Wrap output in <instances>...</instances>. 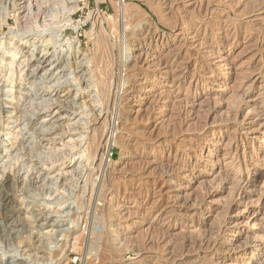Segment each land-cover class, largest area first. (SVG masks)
<instances>
[{
  "label": "rangeland",
  "instance_id": "1",
  "mask_svg": "<svg viewBox=\"0 0 264 264\" xmlns=\"http://www.w3.org/2000/svg\"><path fill=\"white\" fill-rule=\"evenodd\" d=\"M18 1L0 264H264V0Z\"/></svg>",
  "mask_w": 264,
  "mask_h": 264
},
{
  "label": "bare ground",
  "instance_id": "2",
  "mask_svg": "<svg viewBox=\"0 0 264 264\" xmlns=\"http://www.w3.org/2000/svg\"><path fill=\"white\" fill-rule=\"evenodd\" d=\"M77 1H79V0H77ZM44 10V9H43ZM40 12V11H39ZM47 18V17H46ZM124 34H125V32H124ZM138 34V33H137ZM127 35V34H126ZM130 37V36H129ZM132 37V36H131ZM77 44V43H76ZM140 47V46H139ZM138 47V48H139ZM137 48V49H138ZM100 51V50H99ZM132 46L130 47L129 46V44L127 43V41L125 40V42H124V47H123V55H124V60H125V62H127L128 61V59L131 57V55H132ZM142 52H139L140 54L138 55V54H136V60H135V64H138V63H140L139 62V60L140 59H144L143 57L145 56V51L146 50H141ZM138 53V52H137ZM101 54V53H100ZM149 55V54H148ZM132 56H134V55H132ZM146 57V56H145ZM162 58V57H161ZM158 59H160V58H158ZM165 59V58H164ZM130 60H131V58H130ZM132 60H133V58H132ZM145 60V59H144ZM124 62V63H125ZM134 62V61H133ZM145 62V61H144ZM161 62V61H160ZM167 62V61H166ZM164 63V62H163ZM162 63V64H163ZM144 64V63H143ZM142 64V65H143ZM148 64V63H147ZM150 64V63H149ZM10 65V64H9ZM132 65V64H131ZM11 66V65H10ZM126 66H128V65H126ZM141 66V65H140ZM168 66V65H167ZM166 67V66H165ZM129 69V68H128ZM129 74V73H128ZM259 74V73H258ZM256 75V74H255ZM129 76H130V74H129ZM257 77H258V75H256ZM131 78V77H130ZM264 78V77H263ZM100 79V78H99ZM254 79H256V78H254ZM251 81V80H250ZM100 82V81H99ZM263 82V81H262ZM128 83V82H127ZM175 84V83H174ZM124 85H125V83L123 82V84H122V87H124ZM128 89V88H127ZM131 89V88H130ZM125 91H127V90H125ZM128 92V91H127ZM132 94V93H131ZM136 94V93H135ZM138 94V93H137ZM134 95V94H133ZM132 95V96H133ZM138 95H140V94H138ZM137 95V96H138ZM140 97V96H139ZM132 98V97H131ZM134 98V97H133ZM138 98V97H137ZM248 99V98H247ZM246 104V103H245ZM249 105V104H248ZM242 109V108H241ZM251 110H253V109H251ZM235 114V113H234ZM97 123V122H96ZM9 129V128H8ZM10 135V134H9ZM116 141V140H115ZM115 141L113 142V143H115ZM98 142V141H97ZM95 145V144H94ZM98 147V146H97ZM97 147H96V149H97ZM92 149V148H91ZM94 149H95V147H94ZM237 177V176H236ZM236 179V178H235ZM239 180V179H238ZM39 209V208H38ZM228 210V209H227ZM39 211V210H38ZM67 211V210H66ZM33 216V215H32ZM43 220V219H42ZM46 222V221H45ZM220 225H221V222L219 223ZM114 225V224H113ZM220 225H218V226H220ZM221 227V226H220ZM115 230V229H114ZM116 231H118V229L116 230ZM120 231V230H119ZM219 231H221V230H219V227H218V229H217V233H219ZM47 232V231H46ZM110 233V232H109ZM233 233V232H232ZM121 234H123V233H117V232H115V233H111V236L109 237V238H111L112 239V241H115V242H118V243H122V246L124 247V248H126L127 247V245L128 244H130V241H129V239L128 238H126V237H123V235H121ZM123 237V238H122ZM35 238V237H34ZM219 238V237H218ZM215 239V238H214ZM35 240V239H34ZM39 241V240H38ZM215 241H216V239H215ZM40 242V241H39ZM213 242H214V240H213ZM41 244V243H40ZM215 244V243H214ZM35 245V244H34ZM113 245V244H112ZM31 246V245H30ZM118 247H119V245H117ZM28 247V246H27ZM220 248V247H219ZM31 249V248H30ZM33 251H34V249H32ZM139 250V249H138ZM143 249L141 248L140 249V252L142 251ZM220 250V249H219ZM139 253V252H138ZM37 255V254H36ZM107 257V256H106ZM66 259V258H65ZM107 259V258H106ZM145 260V259H144ZM145 262V261H144ZM10 263V262H9ZM141 264V263H140ZM144 264H146V263H144Z\"/></svg>",
  "mask_w": 264,
  "mask_h": 264
},
{
  "label": "built area",
  "instance_id": "3",
  "mask_svg": "<svg viewBox=\"0 0 264 264\" xmlns=\"http://www.w3.org/2000/svg\"><path fill=\"white\" fill-rule=\"evenodd\" d=\"M20 2H21V3H20ZM18 3H19L18 6H20V5H22V3H24V2H23V0H19Z\"/></svg>",
  "mask_w": 264,
  "mask_h": 264
}]
</instances>
